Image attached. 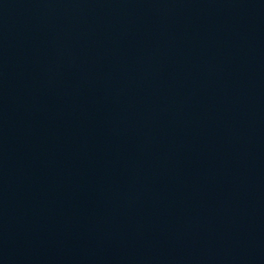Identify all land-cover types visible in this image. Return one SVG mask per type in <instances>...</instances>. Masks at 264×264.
<instances>
[{
    "label": "water",
    "instance_id": "1",
    "mask_svg": "<svg viewBox=\"0 0 264 264\" xmlns=\"http://www.w3.org/2000/svg\"><path fill=\"white\" fill-rule=\"evenodd\" d=\"M0 264H264V0H0Z\"/></svg>",
    "mask_w": 264,
    "mask_h": 264
}]
</instances>
